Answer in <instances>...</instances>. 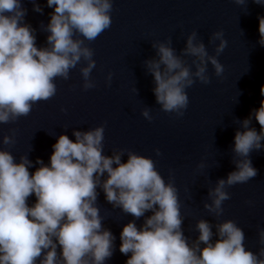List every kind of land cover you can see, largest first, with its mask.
I'll list each match as a JSON object with an SVG mask.
<instances>
[{
  "label": "clouds",
  "instance_id": "9594fccd",
  "mask_svg": "<svg viewBox=\"0 0 264 264\" xmlns=\"http://www.w3.org/2000/svg\"><path fill=\"white\" fill-rule=\"evenodd\" d=\"M255 2L264 4V0ZM112 3L47 0L54 9L47 24L48 46L38 47L33 29L22 22L26 10L21 0H0V122L26 115L33 102L54 95L55 77L66 79L82 57L88 61L81 69L83 87H94L88 79L95 64L92 49L75 34L95 39L111 23ZM34 8L40 10L38 5ZM258 20L259 43L264 45V16ZM212 39L220 40L216 55H209L204 43L196 40L195 31L188 35L183 52L198 58L195 72L176 54L170 40L154 45L159 59L147 61V66L155 81L156 101L164 111L183 115L188 105L185 89L193 84V77L209 82L208 62L217 76L223 72L217 59L227 43L223 31H215ZM260 93L264 97V85ZM253 114L259 131L249 127ZM142 115L151 119L147 109ZM242 129L235 132L233 145L241 159L235 161L236 168L226 179L217 181L209 193L212 204L205 205L217 214L229 196L225 184L246 182L256 175L249 153L264 147V99L242 121ZM73 135L75 139L61 133L52 145L49 162L37 158L40 166L31 173L32 161L27 157L17 162L11 152L0 150V264H105L112 255L115 236L102 228L95 203L98 185L106 200L135 218L152 210L139 227L135 220L122 227L119 250L131 253L125 264H264V248L259 256L246 248L243 230L230 219L217 226L215 241L209 222L199 220L198 237L189 244L181 229L176 188L165 183L150 157L129 151L122 161L119 152L103 154V125L83 132L74 130ZM9 140L5 136L3 142ZM104 173L107 176L101 182ZM32 194L36 199L29 205L27 199ZM259 240L264 244V228L259 230Z\"/></svg>",
  "mask_w": 264,
  "mask_h": 264
},
{
  "label": "water",
  "instance_id": "95a60500",
  "mask_svg": "<svg viewBox=\"0 0 264 264\" xmlns=\"http://www.w3.org/2000/svg\"><path fill=\"white\" fill-rule=\"evenodd\" d=\"M21 7L26 10L22 22L33 29L36 45L48 46L47 24L53 7L47 0H21ZM259 16H264V4L255 0H113L108 28L90 41L75 34L92 49L95 64L88 79L94 87H83L81 69L88 61L82 57L66 79L55 77L54 95L33 102L26 115L0 122V150L11 152L17 162L27 157L32 161L31 173L40 166L37 158L49 162L52 145L61 133L75 139L74 130L103 125V154L119 152L122 161L129 151L150 157L165 183L176 188L181 229L189 244L198 237L199 220L209 222L215 241L217 226L230 219L243 230L245 247L259 256L264 248L259 240V230L264 228V147L249 153L257 169L255 176L225 184L229 196L222 202V211L217 214L205 207L212 204L210 190L241 159L233 150L235 132L243 130L242 121L264 99L260 93L264 45L259 43ZM218 30L227 42L217 56L223 72L217 76L208 62L209 82L193 77V84L185 89L188 105L183 115L164 111L156 101L155 81L147 66V61L159 59L154 45L170 40L176 54L195 72L198 58L183 52L188 35L195 31L196 40L204 43L209 55H216L220 40L212 39V34ZM144 109L151 119L142 115ZM249 127L260 130L254 114ZM5 136L10 138L7 144ZM106 176L100 177L101 182ZM96 190L102 228L115 236L112 255L105 264H125L131 253L119 250L122 227L130 220L139 227L152 210L135 218L106 200L102 187L98 185ZM35 199L32 194L27 202L31 205ZM61 259L57 246V260Z\"/></svg>",
  "mask_w": 264,
  "mask_h": 264
}]
</instances>
